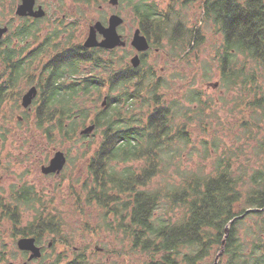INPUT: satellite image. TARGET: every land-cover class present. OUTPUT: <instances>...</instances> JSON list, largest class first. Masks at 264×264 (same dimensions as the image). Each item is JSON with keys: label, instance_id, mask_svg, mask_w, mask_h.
<instances>
[{"label": "trees", "instance_id": "1", "mask_svg": "<svg viewBox=\"0 0 264 264\" xmlns=\"http://www.w3.org/2000/svg\"><path fill=\"white\" fill-rule=\"evenodd\" d=\"M78 1L91 4L108 0ZM128 1L138 16L140 30L152 46L160 47L167 41L174 51L179 49L180 54L173 52L176 56L185 53L189 56L206 42L202 28L188 26L176 9L181 0H174L171 13L161 10L154 0ZM182 1L184 7V3L194 0ZM202 14L205 26L213 27L222 36L215 59L224 86L239 90L241 102L253 111L252 118L256 121L251 122L250 134L255 135L254 128L264 132L261 125L264 123V0H204ZM22 19L24 22L12 35L27 44L29 37H36L38 20L33 19L30 24V19ZM6 43L10 41H2ZM19 47L10 44L0 55L4 67L0 75V110L7 101L8 90L17 88L26 76L27 67L22 63L25 59L21 57L24 47L22 50ZM82 51H66L62 55L65 58L47 70L50 75L43 85L35 118L37 125L48 134L58 131L65 138L76 137L91 117L87 97L100 94L105 87L102 78L76 77L80 60L85 59ZM95 53L92 51L91 61L97 68L105 64L109 68L111 62H104L101 55L95 57ZM9 69V80L1 82ZM205 70L209 72L207 67ZM149 78L155 75L141 73V68L129 64L123 67L121 81H115V72L109 76L108 87L113 92L122 88V92L110 94L105 107L91 119L96 132L101 134V142L90 160L92 186L87 198L91 203L111 209L117 221L120 218L118 228L123 229L134 249L155 258L152 264H177V257L181 255L188 264H196L201 254L210 253L212 245L222 239L230 220L241 213L237 207L243 200L241 189L245 180L234 176L231 157H222L217 160L215 171L207 174L192 171L178 184L149 187L163 172L162 168L170 166L180 155L181 146L190 143L184 118L203 110L187 106L193 99L200 100L201 91H192L186 102L167 99L157 83L153 85L151 81L149 90L144 88L143 83ZM137 101L142 104V112L149 107L145 117L138 114ZM91 103L95 105L97 101L93 99ZM88 137L83 135V138ZM260 141L263 150L264 133ZM251 183L246 208H264V166L251 176ZM37 197L28 193L26 204L34 206L39 200ZM45 215L41 211L36 222H31L22 234L35 237L39 243L47 234H57L59 221L51 213ZM10 216L15 215L11 212ZM229 237L235 238L234 230ZM62 258L58 257L57 264L64 262ZM64 264H88V260L76 257Z\"/></svg>", "mask_w": 264, "mask_h": 264}, {"label": "rangeland", "instance_id": "2", "mask_svg": "<svg viewBox=\"0 0 264 264\" xmlns=\"http://www.w3.org/2000/svg\"><path fill=\"white\" fill-rule=\"evenodd\" d=\"M203 1L184 3V7L181 6L184 2L182 0L179 5L176 4V9L182 13V18L188 26L202 28L206 37L203 46L198 51L190 50L192 53L189 56L186 53L176 56L173 52L180 54L179 49L174 51L165 41L163 46H158L163 51H148L139 66L141 73L151 72L155 75L153 79H145L143 84L146 90H149V82L152 81L153 85L157 83L160 86V92L165 94L167 99H180L183 102L191 98L192 91H201L200 100L193 99L191 103L187 102V106L197 111L200 107L203 108L200 113H191L190 117L184 118V122L188 124L190 143L181 146L183 149L180 155L175 157L170 166L162 168L163 172L159 173L149 187L165 188L167 185L178 184L186 173L192 171L199 174L210 173L215 171L217 160L231 157L234 176L243 177L245 180L241 189L243 200L239 208V212H243L248 206L251 176L264 166V149L259 145L264 132L254 128L255 135L250 134L253 130L251 122L256 121L252 118L253 111L241 102L239 90L226 88L222 82L220 71L217 69L218 61L215 59L222 36L213 27L205 26L202 17ZM20 2L0 0V28H9L4 40L10 41L9 44L1 43L0 55L7 45L13 44L14 47L28 45L21 57H31L30 52L39 48L48 36L51 40L52 33L57 30H62L65 38L72 35L70 43H82L87 38L91 25L100 21L106 22L111 14L118 13L124 20L120 33L128 42L127 48L124 51L118 50L112 56L102 55L107 62L113 59V65L110 64L108 72L113 68L117 70L124 67L125 64L132 67L131 60L137 51L131 46V41L139 24L128 0H120V4L116 6L110 4L109 0L91 4L78 0H37L36 8L37 5H42L47 16L38 20L37 39L29 37L27 44L21 43L12 35L24 22L15 14ZM154 2L161 10L171 13L174 0ZM32 20L30 19V24L33 23ZM55 45L59 51L64 47L61 43ZM19 49L22 50L20 47ZM55 52L53 44L40 61H29L25 78L19 81L17 88L12 90L0 110V197L1 204L6 202L11 205V210L7 211L6 215L1 213L0 209V257H3L0 264H8V261L23 264L26 261L21 258L17 236L26 230L31 222H36V217L41 211H44L46 217L48 213L55 216L60 223V231L44 236L42 243L46 253L41 259L30 264H57L58 257L62 258V255L64 262L61 264H64L79 254L88 260V264H152L155 258L140 249H134L123 229L118 228L120 218L117 221L111 209L101 207L96 202L91 203L87 198L92 186L89 164L101 142V134L95 129L89 134L90 138H83L80 132L93 124L91 119L105 107L102 106L104 100L87 97V108L91 110V117L73 138L62 137L58 131L46 133L37 125L36 106H32L33 109L28 111L21 105L23 94L34 84L31 82L35 80L34 76L39 75L43 62L49 60ZM205 67L209 72H206ZM92 68V65L83 64L76 77L92 75ZM3 70L0 57V75ZM101 92L107 95L108 90L103 89ZM143 92L146 96V91ZM93 99L97 101L96 106L91 103ZM139 101L136 104V108H140L138 114L145 117L149 107H145L142 112V104ZM57 151L64 152L67 158L64 169L59 175L44 174L42 167L49 165V160L54 158ZM22 185H31L37 190V198L40 201L38 200V204L35 201L34 208L23 204L19 208L12 201V191ZM179 211L182 214V209ZM10 212L18 222L11 219ZM3 215L10 217L8 219ZM240 223V236L246 248L245 252L253 253L255 246L259 245L255 242L259 238L264 239V216H247ZM50 242L52 244L48 246ZM217 248L214 246L215 251L211 257L199 264H213ZM176 261L177 264H188L182 255L177 257Z\"/></svg>", "mask_w": 264, "mask_h": 264}, {"label": "flooded vegetation", "instance_id": "3", "mask_svg": "<svg viewBox=\"0 0 264 264\" xmlns=\"http://www.w3.org/2000/svg\"><path fill=\"white\" fill-rule=\"evenodd\" d=\"M109 2H110V0H109ZM119 4H120V0H119ZM39 6H41L43 8V10L45 11V9H44V7L42 5H37V8ZM45 13H46V11H45ZM114 14L119 15L120 17H122L118 13H114ZM112 15L113 14H111L108 17V19H107L106 22L105 21L104 22L100 21V22L104 26H108L109 25V19H110V17ZM46 16H47V13L45 14V16H43L41 18H38V19L32 18V17H26V19L39 20V19L46 18ZM137 19H138V16H137ZM123 24L118 27L119 34H121L120 33V28L123 26ZM93 25L90 26L89 34L91 32V27ZM139 29H140V27H139ZM66 32H68V30H66ZM89 34H88V36H87V38L85 39L84 42L77 43V44H72V43H70V42H72V39H71L72 38V35H67L66 38H65V34L62 35V30H57L54 33H52L53 38L51 40L48 39L49 38V36H48V38L44 42L41 43V45L39 46V48L34 49L35 51H38V54H36V52H34V50H32L30 52L31 53V57H29V56L22 57V58L25 59V61L22 62V63L24 65H26V67H27V70L26 71H28V68H29L28 66L30 65V62L29 61L31 60V61H33V63H35V59L40 61L41 60L40 58L44 55V53L47 52V51H49L50 48L52 47V45L54 44V49L56 51L55 54L49 60H47L46 62H43V65L41 67V71H40L39 75L34 76L35 77V80L34 81H31L34 84L29 88V90L32 89L33 87H36V89H37V95L35 96V98L33 99L32 103L27 108H25L23 106V97L27 94V92L29 90L26 93H24L23 96H22V98H21V100H22L21 105H22V107L24 109H27L28 111H31L33 109L32 106L34 107V105H35L36 106V108H35V115H36L38 101L43 96V93H42V89H44L43 88V85L49 79L47 77L50 75V73L47 70H48L49 67L52 68L56 64L57 61H59L62 58H65V56H62V55L65 54L66 51H68V50H72V52H75V50H78L79 53H81V50H83L82 53L84 54V58L85 59L84 60H80L79 69H80V66H82L83 64H89V65H92L94 67V68H92V71H91L92 75L84 76V77H97V78H102V83L105 85V87H103V89H107L108 90L107 95L106 94L104 95V94H102L103 92H101L100 96L99 95H94L93 96L94 99L96 97V99H103V100L106 99V101H108L109 100V97H110L109 96L110 94L112 96H114V95H118V94H120L122 92V90H121L122 88L119 89V90H117L116 92H113V90L110 87H108V84H110V80L108 81V79H109V76L112 75L115 72V74H116V80L115 81L116 82H119L118 80L121 81V79H122L123 66L120 67L119 69L115 70V71L114 70L113 71L111 70L110 72H108V67L106 66V64L104 66L102 65L100 68H97V64H94L91 61V57L93 56L92 55V51H96L95 57H98L100 55L101 56H103V55L104 56H112V54L117 53L118 50H120V49H122L124 51V49H126L127 46L126 47H119V48H115V49H111V50H109V49L107 50V49H103V48H99V47L87 48V47H85V42L88 39ZM37 36H38V32L36 34L35 39H37ZM4 38H5V35H4L3 39L0 42V47L2 46L1 43L4 40ZM123 38H124V36H123ZM62 39H64V40H62ZM97 39L99 41H101L103 39V36L99 32L97 33ZM52 40H56V42L55 41H52ZM149 42H150V45H151V49L150 50L154 49L155 51H163V49L159 48L158 46H152L150 40H149ZM55 43H61V46H64V47L62 49H60V51H59V48L55 45ZM7 47H8V45H7ZM23 47H24V50L27 49V46H21L20 48H23ZM45 48L48 49V50H45ZM33 52H34V54H36V56L33 55ZM147 52H145V53H139L140 58H141V64L143 63L144 58H146ZM33 56H35V58L34 59H30ZM113 58H115V57H113ZM103 59H104V57H103ZM109 60L111 61V66H112L113 65V62H112L113 59H109ZM104 62H106V60H104ZM5 73L7 74L6 75V78L4 77L1 80V82L3 80H5V81H8L9 80L8 76L10 74V69L7 70V72H5ZM8 89H10V87H8ZM11 92H12L11 89L8 90L7 95L9 96V94ZM57 152H59V151H57ZM51 160H52V158L49 161L51 162ZM50 162L48 163L49 165H50ZM66 163H67V161H66ZM66 163H65V165H66ZM65 165H64V167H65ZM44 167H47V166H44ZM44 167H42V172H43V168ZM64 167H63V169H64ZM62 170L59 173L58 172H55V173H50V174H46V175H49V176L50 175H59L62 172ZM28 193L37 194V190L34 189L31 185H26V186L25 185H22L19 188L15 189L14 192L12 191L11 198H12V201L15 203L16 207H19L20 208L21 207V204H23L25 206L33 207L34 208V206H32V205L29 206V205L26 204L25 196ZM38 202L39 201H36V204H38ZM1 203H2V198L0 200V209H1V213H3L4 215H6V212L9 211V210H11V205L8 204V203H6V202L3 203V204H1ZM237 208H238V211H239L240 205ZM249 210H250V212H248ZM258 213H260L261 215H258ZM251 215H256V216L258 215L260 217L264 216V208H247V209H245V211L241 212L240 214H238L237 216H235L232 219L233 220V223L232 224H231V221L232 220H230V222L225 227V232L223 234L222 239L219 240V242H216V243H214L212 245V247L210 249V253H203V254H201L200 257H198L196 264H199L200 262L205 261L208 257L210 258L212 252L215 251V250H213V247L214 246H217L218 247L217 248L218 251L215 254V258H214L213 264H264V239L259 238L258 241L255 242L256 244L259 243V245H256L255 246V248L253 250V253H251V252H247L246 253L245 252L246 248L243 245L242 238L240 236V229H239L240 226H241V223L240 222L242 221V219L246 218L247 216H251ZM4 217H7L9 219L10 216L9 217L8 216H4ZM11 219H13V221H15V222H18L15 219V217L14 218L11 217ZM235 222H237L236 225H235L236 229H234V227H233L234 224H235ZM228 225H230V226H229V230L227 232V226ZM232 230H234L235 238L229 237L230 236V232H232ZM28 237H33V236H25L22 233H20L17 236V238H18V240H17L18 247H19V244H18L19 240L20 239H23V238H28ZM33 238H35V237H33ZM35 241H36L37 247H39L41 249V257L30 259V256H31L32 252L31 251H27V250H22L19 247V249L21 251V258L26 259V261L23 264H30L34 260H39L46 253L45 245L42 242L39 243L36 238H35ZM52 242H50V244L48 246H50L52 244ZM255 250H256V253H255ZM3 254H4V252H3ZM79 255L76 256V257H82V258L86 259L84 256H81V255L79 256ZM62 257H64V256L62 255ZM2 261H3V257H0V262H2ZM8 264H17V263L12 262V261L11 262L8 261Z\"/></svg>", "mask_w": 264, "mask_h": 264}, {"label": "water", "instance_id": "4", "mask_svg": "<svg viewBox=\"0 0 264 264\" xmlns=\"http://www.w3.org/2000/svg\"><path fill=\"white\" fill-rule=\"evenodd\" d=\"M119 0H110V4L117 5ZM37 0H21V2L18 4L15 14L20 18H26V17H32V18H41L45 16V11L41 6L36 8ZM124 22L123 18L119 15L113 14L109 19V25L104 26L101 22H96L91 27V32L89 34L88 39L85 42V47L87 48H93V47H99L103 49H115L119 47H126L127 46V40L123 38L121 34L118 32V27L122 25ZM9 28L4 27L0 28V42L4 35L8 32ZM100 33L103 36V39L99 41L97 39V33ZM131 46L135 48L137 51V54L132 58V66L134 68H138L141 65V58L139 53H145L151 49L150 42L145 34L142 33V31L138 28L135 33L134 37L131 41ZM37 95V89L36 87H33L30 89L27 94L23 97V106L27 108ZM107 103L106 99L103 101L102 106H105ZM96 129V126L94 124L85 127L80 134L81 135H89ZM67 161V158L65 154L62 151H59L56 153L54 158L51 160L50 165L43 168V172L45 174L60 172L65 163ZM250 212V210L248 211ZM233 223V220L231 221V224ZM229 226H227V232L229 230ZM19 247L22 250L31 251L32 254L30 256V259L33 258H39L41 257V249L37 247L35 238L28 237L20 239Z\"/></svg>", "mask_w": 264, "mask_h": 264}]
</instances>
